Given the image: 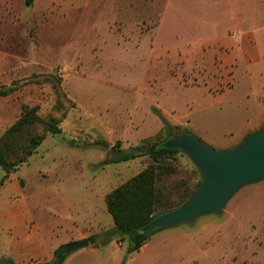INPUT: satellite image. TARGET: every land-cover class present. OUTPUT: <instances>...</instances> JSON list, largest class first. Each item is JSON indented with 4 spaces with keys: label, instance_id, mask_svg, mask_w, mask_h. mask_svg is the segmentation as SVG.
Segmentation results:
<instances>
[{
    "label": "rangeland",
    "instance_id": "obj_1",
    "mask_svg": "<svg viewBox=\"0 0 264 264\" xmlns=\"http://www.w3.org/2000/svg\"><path fill=\"white\" fill-rule=\"evenodd\" d=\"M25 105L62 132L7 177L0 166V260L48 264L60 246L99 235L64 264H264V181L138 252L106 235L107 196L148 166L158 213L201 182L185 153L109 164L113 145L187 130L229 149L264 124V0H0V138Z\"/></svg>",
    "mask_w": 264,
    "mask_h": 264
},
{
    "label": "trees",
    "instance_id": "obj_2",
    "mask_svg": "<svg viewBox=\"0 0 264 264\" xmlns=\"http://www.w3.org/2000/svg\"><path fill=\"white\" fill-rule=\"evenodd\" d=\"M35 0H24L26 7H31ZM1 94H6L1 92ZM166 128L170 123L162 116ZM30 132L24 144L19 148L14 146L13 141L24 134ZM62 132L59 122L53 118L42 119L37 114L36 108L25 105L21 117L6 131L0 138V166L10 175L21 163L29 157L46 139L47 134L57 135ZM191 134L185 130L182 134ZM181 135V136H182ZM180 136V137H181ZM173 138V137H169ZM167 138V139H169ZM166 139V140H167ZM165 140V141H166ZM157 143L153 146L141 145L134 147L131 151L121 148V143L113 145L111 148L112 157L108 160L109 164H119L135 160L142 156H149L155 162L169 154L180 153L181 150L167 149L162 146L165 142ZM107 146H110L109 144ZM184 153V152H182ZM157 167L155 164L148 166L136 177L130 179L125 184L115 189L106 198L107 210L111 215L115 228L106 235L117 234L122 238H128V252L130 254L140 251L147 243L150 236L163 230L159 229L152 233H145L141 229L146 226L154 217L165 212L180 207L189 197L170 205L166 211L157 212V189H156ZM99 235L89 237L91 244H96ZM107 242V241H106ZM65 246H60L54 251L53 258L48 264H64L68 255ZM0 264H16L12 260H0Z\"/></svg>",
    "mask_w": 264,
    "mask_h": 264
},
{
    "label": "water",
    "instance_id": "obj_3",
    "mask_svg": "<svg viewBox=\"0 0 264 264\" xmlns=\"http://www.w3.org/2000/svg\"><path fill=\"white\" fill-rule=\"evenodd\" d=\"M162 146L184 152L199 171L201 182L180 207L154 217L144 226L141 230L145 233L220 214L240 190L264 181V124L229 149L209 147L188 133L169 138ZM90 245V240L84 238L67 244L65 252L70 254Z\"/></svg>",
    "mask_w": 264,
    "mask_h": 264
},
{
    "label": "crops",
    "instance_id": "obj_4",
    "mask_svg": "<svg viewBox=\"0 0 264 264\" xmlns=\"http://www.w3.org/2000/svg\"><path fill=\"white\" fill-rule=\"evenodd\" d=\"M182 126H184L185 128L188 129V126H186V124L182 123ZM158 233H159V232H158ZM158 233H157V235H158ZM83 239H84V238H83Z\"/></svg>",
    "mask_w": 264,
    "mask_h": 264
}]
</instances>
